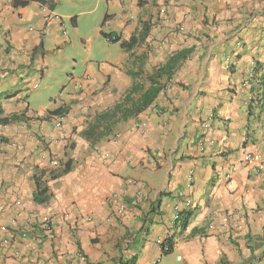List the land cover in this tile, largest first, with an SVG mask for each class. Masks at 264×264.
Instances as JSON below:
<instances>
[{"label":"crops","instance_id":"1","mask_svg":"<svg viewBox=\"0 0 264 264\" xmlns=\"http://www.w3.org/2000/svg\"><path fill=\"white\" fill-rule=\"evenodd\" d=\"M107 1L99 34L117 42L35 108L29 97L49 79L47 57L67 43L62 18L56 7L0 0V117H20L0 130V228L20 229L30 213L52 221L34 253L7 250L0 232V264H264V0ZM181 51L188 56L147 110L99 122L95 140L84 135ZM254 65L261 70L247 82ZM36 181L43 204L33 201ZM113 194L127 205L121 218ZM175 207L189 217L184 229ZM167 234L165 256L156 243Z\"/></svg>","mask_w":264,"mask_h":264},{"label":"rangeland","instance_id":"2","mask_svg":"<svg viewBox=\"0 0 264 264\" xmlns=\"http://www.w3.org/2000/svg\"><path fill=\"white\" fill-rule=\"evenodd\" d=\"M58 16L62 18L67 43L59 49H52L47 60L50 66L45 77L39 81V89L30 95L31 106L50 105L57 99L63 87L72 76L83 72L84 61L95 62L110 44L99 34L103 18L110 12L107 0H55ZM75 18V27L71 23ZM48 74V76H47ZM52 86L51 89L44 88Z\"/></svg>","mask_w":264,"mask_h":264},{"label":"trees","instance_id":"3","mask_svg":"<svg viewBox=\"0 0 264 264\" xmlns=\"http://www.w3.org/2000/svg\"><path fill=\"white\" fill-rule=\"evenodd\" d=\"M39 4L42 7H46L49 10H52L54 7V3L52 0H12L11 6L13 9L18 8H25L29 6L30 4ZM105 36V35H103ZM107 36H105V39ZM117 38L115 37V41L117 42ZM131 43H134V38L131 39ZM189 51H181L173 56H171L167 62L161 66L160 68L153 71L151 75L147 77V81L149 82V87L144 90L143 86L139 83H133L130 91L125 95L121 103L117 104L111 111H108L107 113L102 114V116L98 119H96L94 125L84 134L87 138H93L94 140L99 138L100 136H104V134L100 135L97 134V127L98 123H106L111 121L112 119H119V120H126L129 118H133L147 110L155 101V99L158 97L159 94L162 93V91L166 88L165 84L162 83L163 80L169 81L171 79V76L173 75V72L177 69L179 62L186 59L188 56ZM258 71L261 70V67L257 69ZM261 80V78L259 79ZM258 85H261L262 88H264V79L258 83ZM2 114V111L0 109V116ZM52 115L61 116L65 114L62 109H58L56 111H53L50 113ZM20 120L19 116H11L10 118H1L0 117V124L3 126H7L8 124L12 122H18ZM108 131V130H106ZM107 134V133H106ZM70 170V165L67 164L65 168L56 173L51 174V179H56ZM46 188L43 187L38 181H36V193L33 197V201L36 204H43L48 201V196L46 195ZM187 216H183V213H179L178 215V221L175 223V226H178L179 229H184L187 222H188ZM264 241V236H263ZM166 244L168 245V251L164 253L163 255H169L172 251V241L169 237L166 240ZM117 264H135L133 259L132 260H124L123 258L119 259ZM216 264H232L228 262L225 258H220L219 261Z\"/></svg>","mask_w":264,"mask_h":264},{"label":"built area","instance_id":"4","mask_svg":"<svg viewBox=\"0 0 264 264\" xmlns=\"http://www.w3.org/2000/svg\"><path fill=\"white\" fill-rule=\"evenodd\" d=\"M107 43H113L115 41L114 37H107L106 39ZM230 58L227 57L225 59V62L228 64ZM257 65H254L247 77V82H252L255 78L256 72H257ZM243 87H246V84H243ZM257 101L256 98L250 96V100ZM214 116L211 115L210 118H213ZM64 115L57 117V120L55 122V127L59 128L61 127V124L63 122ZM6 126H3L0 124V130H3ZM249 139V135L245 136V141ZM243 161L248 163L253 161V157L249 154L244 155ZM178 200L181 201V206L184 208H190L192 205L190 203V200L186 199L183 194H178ZM112 214L117 217L121 218L125 215L127 211V205L122 197H120L118 194H113L108 203ZM180 213V208L175 207V217L174 222L178 221V215ZM36 215L30 213L26 217V224L24 227L20 229H15L13 223L11 226H3L0 228V232L4 235L3 243L7 250L12 251L14 247L16 246H22L26 251L29 253H34L37 248L43 243V241L52 235V221L48 218H42L41 220L37 221ZM169 238V234H167L163 239L157 241L156 245L160 249L161 253L164 254L168 251V245L166 244V240ZM13 255V253H11ZM78 258L80 260H83V257L81 255H78Z\"/></svg>","mask_w":264,"mask_h":264}]
</instances>
